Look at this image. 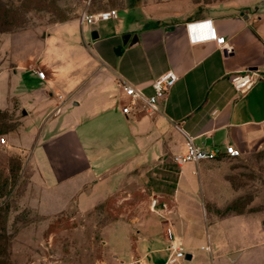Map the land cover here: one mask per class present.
<instances>
[{"label": "crops", "instance_id": "obj_1", "mask_svg": "<svg viewBox=\"0 0 264 264\" xmlns=\"http://www.w3.org/2000/svg\"><path fill=\"white\" fill-rule=\"evenodd\" d=\"M144 12L141 20L71 21L42 41L2 43L0 113L16 125L5 147L23 158L48 209L86 213L127 184L151 191L165 231L202 264L209 240L199 230L194 167L175 158L186 153L188 137L205 150L231 144L244 153L264 135V0H160ZM213 30L227 51L208 37ZM84 31L98 39L81 42ZM127 34L137 43L124 45ZM58 35L55 53L48 42ZM168 70L179 80L161 112L122 115L121 84L149 96L153 79ZM249 71L253 87L236 91L231 77ZM146 220L137 223L135 254L124 263L148 264L158 251L146 249Z\"/></svg>", "mask_w": 264, "mask_h": 264}, {"label": "rangeland", "instance_id": "obj_2", "mask_svg": "<svg viewBox=\"0 0 264 264\" xmlns=\"http://www.w3.org/2000/svg\"><path fill=\"white\" fill-rule=\"evenodd\" d=\"M158 1L0 0V62L7 58L1 53L7 40L42 41L49 29L71 21L83 27L86 13L117 10L127 22L141 20L147 17L146 6ZM60 39L58 35L48 42L55 53ZM90 39L91 33L84 31L81 42ZM13 121L0 113V138L7 139L16 128ZM8 146H0V264L128 262L135 254L134 231L144 219L149 225L143 230L150 238L146 249L158 250L148 264L165 263L170 252L159 250L168 247L164 218L156 213L160 206L156 212L152 209L151 191L127 184L86 213L48 209L46 195L32 183L23 158ZM192 166L201 210L199 230L209 240V251H201L202 264H264V135L240 158L220 157ZM175 180L176 175L168 179V188ZM234 253L241 255L231 262L227 256Z\"/></svg>", "mask_w": 264, "mask_h": 264}, {"label": "built area", "instance_id": "obj_3", "mask_svg": "<svg viewBox=\"0 0 264 264\" xmlns=\"http://www.w3.org/2000/svg\"><path fill=\"white\" fill-rule=\"evenodd\" d=\"M119 17L117 10H107L96 14H84L83 23L90 27H93L97 23L106 22L110 20H117ZM211 40H214L217 45L224 47V50H228L226 47V40L224 37L217 38L215 31H211L209 36ZM204 39V38H203ZM36 75L40 80H45L46 74L43 71H37ZM179 77L175 71L168 70L159 77L153 79L151 87L153 93L149 96L145 95L143 91L130 84H121L124 98L121 100L120 112L124 116L143 117L154 116L162 111L165 106L169 94L175 84L178 82ZM231 84L233 88L245 93L250 90L254 85V74L252 71L234 75L231 77ZM7 144L6 139L0 138V146L5 147ZM187 151L184 155L175 158V163L178 166L185 164L197 165L204 161L214 160L220 157L239 158L242 156V151L236 148L235 145H225L223 147H214L210 150H205L197 147L193 144V139L188 137ZM159 202L153 199L152 209L155 210L159 206ZM166 240L169 243L167 252L169 254L166 257L164 264H193L192 259L187 260V252L184 248L176 242L173 233L169 230L166 232ZM142 264L140 260L131 264ZM113 264H127L124 262H115Z\"/></svg>", "mask_w": 264, "mask_h": 264}, {"label": "water", "instance_id": "obj_4", "mask_svg": "<svg viewBox=\"0 0 264 264\" xmlns=\"http://www.w3.org/2000/svg\"><path fill=\"white\" fill-rule=\"evenodd\" d=\"M91 39L94 41V40H97L98 39V34H97V32H95V31H93L92 33H91ZM131 39V35H129V34H127V35H125L124 37H123V44L124 45H127L128 44V42H129V40ZM137 41H138V39H137V36H134V37H132V39L130 40V45H134V44H136L137 43ZM25 114V113H24ZM239 255H241L240 253H234V254H232V255H229V256H227L228 257V259L232 262H235L238 258H239ZM187 260H191L192 259V256L190 255V254H187V256L185 257Z\"/></svg>", "mask_w": 264, "mask_h": 264}, {"label": "trees", "instance_id": "obj_5", "mask_svg": "<svg viewBox=\"0 0 264 264\" xmlns=\"http://www.w3.org/2000/svg\"><path fill=\"white\" fill-rule=\"evenodd\" d=\"M157 26H158V23H151V26L149 28H156ZM233 159H237V158H233Z\"/></svg>", "mask_w": 264, "mask_h": 264}]
</instances>
